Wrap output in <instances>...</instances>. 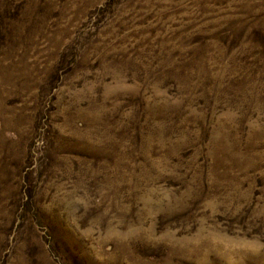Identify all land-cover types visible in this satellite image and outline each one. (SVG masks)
Returning <instances> with one entry per match:
<instances>
[{
  "label": "rangeland",
  "instance_id": "obj_1",
  "mask_svg": "<svg viewBox=\"0 0 264 264\" xmlns=\"http://www.w3.org/2000/svg\"><path fill=\"white\" fill-rule=\"evenodd\" d=\"M0 264H264V0H0Z\"/></svg>",
  "mask_w": 264,
  "mask_h": 264
}]
</instances>
